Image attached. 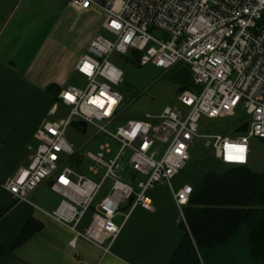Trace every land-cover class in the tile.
<instances>
[{"label":"built area","instance_id":"2783aa9c","mask_svg":"<svg viewBox=\"0 0 264 264\" xmlns=\"http://www.w3.org/2000/svg\"><path fill=\"white\" fill-rule=\"evenodd\" d=\"M68 5L75 11L91 6L101 10L102 27L113 39L95 36L90 41L76 65L85 86H67L59 92L57 102L68 113L38 127L28 166L18 168L3 187L13 200L28 202L30 194L51 179L49 187L60 202L48 216L74 231L71 245L81 238L106 254L122 228L114 222L123 214L121 207L132 199L123 223L135 207L152 210L147 193L158 184L169 185L184 170L195 138L204 139L215 159L225 165L247 164L251 141L264 139V0H69ZM152 29L164 36H153ZM131 51L137 54L139 66L153 64L168 70L178 63L186 65L198 89L184 88L174 105L156 115L146 113L141 119L128 120L110 134L107 129L123 102L117 90L123 72L113 59ZM86 64L90 71L84 70ZM239 106L248 118L245 133L235 138L198 134L202 116L234 118ZM74 121L85 122L117 146L106 142L97 151L85 153L91 162L89 172L93 176L102 173L99 181L63 166L78 154L66 138ZM99 122H105L104 126ZM239 148L245 150L241 163L229 159ZM126 151L130 156L123 164ZM128 167L135 173L130 182L121 177ZM107 181V192L96 203ZM191 193L192 187L184 185L173 195L179 222L186 228L183 208ZM87 212L90 221L78 230Z\"/></svg>","mask_w":264,"mask_h":264},{"label":"crops","instance_id":"0c3cea01","mask_svg":"<svg viewBox=\"0 0 264 264\" xmlns=\"http://www.w3.org/2000/svg\"><path fill=\"white\" fill-rule=\"evenodd\" d=\"M68 2L0 0V264H168L183 238L180 226H185L173 195L189 184L175 182L177 176L147 193L152 210L135 207L123 223L126 204L121 207L124 213L114 222L122 228L106 254L81 238L71 245L74 231L48 216L60 202L49 187L51 179L40 184L28 202L13 200L3 187L18 168L28 166L38 127L62 117L59 92L85 86L76 65L90 41L105 31L101 10L91 6L75 11ZM182 65L184 85L198 89ZM28 221L39 228L17 244ZM89 221L87 212L77 229ZM198 256L201 264H264L251 257L245 226L222 246L200 249Z\"/></svg>","mask_w":264,"mask_h":264},{"label":"rangeland","instance_id":"374dc122","mask_svg":"<svg viewBox=\"0 0 264 264\" xmlns=\"http://www.w3.org/2000/svg\"><path fill=\"white\" fill-rule=\"evenodd\" d=\"M150 33L157 37H163V33L159 30L152 29ZM102 37L112 40L113 38L107 33L103 32ZM119 57V56H115ZM128 56L121 58L120 67L123 72V82L119 85L117 90L123 97H131L130 101L121 107L120 113L114 123L108 127L107 131L110 134L116 132V128L124 125V123L131 119H141L146 113L153 115L159 114L167 105H174L178 93L184 88H189L184 85L185 71L182 63L175 65L168 70L156 68L153 64L146 66H139L137 63L129 61ZM188 68V67H187ZM189 73V71H188ZM190 74V73H189ZM191 77V75H190ZM182 80L183 82H181ZM68 113V109L61 110L59 117H64ZM237 116L234 118L226 119H208L202 116L198 122V134L210 135L221 134L231 138L237 137L234 133L236 127L244 122H248L245 114V109L239 106L236 110ZM99 126H104L105 122L96 123ZM68 142L75 146L78 154L75 155L80 161L79 165L76 164L75 158L67 159L63 166H68L76 172L83 174L94 181H99L102 173L93 176L88 168L91 162L85 157L88 151L95 152L98 150L99 145L103 143H110L112 146L117 147L114 141L108 136L95 134L93 127L88 126L86 133L82 135L71 127L66 133ZM190 160L184 170L175 178V182L180 185L197 183L200 177L211 169L212 171H220L223 168L215 157L213 150L204 145V139L195 138L190 147ZM249 159L247 164L252 168L259 171L264 166V149L256 141H252L249 145ZM130 152L126 151L122 163L126 164ZM135 173L128 167L122 172L121 177L124 181L130 182ZM108 189V181L103 185L99 196L96 201L104 197ZM124 213V212H121Z\"/></svg>","mask_w":264,"mask_h":264},{"label":"trees","instance_id":"16d2710c","mask_svg":"<svg viewBox=\"0 0 264 264\" xmlns=\"http://www.w3.org/2000/svg\"><path fill=\"white\" fill-rule=\"evenodd\" d=\"M126 56L138 65L135 52L131 51ZM120 60L113 59L118 67ZM252 141L264 149V139ZM72 158L77 165L80 164L76 156L68 159ZM216 161L223 168L220 171L206 170L192 187L189 201L183 208L187 228L180 226L183 238L168 264H201L198 256L200 249L222 246L242 226L248 229L251 257L264 263V166L257 171L249 164L225 165ZM38 228V225L28 221L16 243L28 239Z\"/></svg>","mask_w":264,"mask_h":264},{"label":"water","instance_id":"95a60500","mask_svg":"<svg viewBox=\"0 0 264 264\" xmlns=\"http://www.w3.org/2000/svg\"><path fill=\"white\" fill-rule=\"evenodd\" d=\"M130 99H131L130 97H126L123 100L121 107L125 106L130 101ZM70 127L72 129L76 130L77 132L81 133L82 135H84L86 133V130H87V124L83 121H74L70 124ZM247 127H248V123L245 122V123L241 124L240 126L236 127L234 130V133L243 134L246 132ZM131 202H132V199H130L128 201L126 208L130 206Z\"/></svg>","mask_w":264,"mask_h":264},{"label":"snow or ice","instance_id":"6c2138e0","mask_svg":"<svg viewBox=\"0 0 264 264\" xmlns=\"http://www.w3.org/2000/svg\"><path fill=\"white\" fill-rule=\"evenodd\" d=\"M117 27H118V25H117ZM90 69H91V66L86 64L84 70L85 71H90ZM67 98L69 100L73 99L72 96H68ZM115 102H116L115 100L112 101L113 104H115ZM244 151H245L244 148H239L238 149V154L234 155V156H230L229 159H236V160H241L242 161L244 159V155H243Z\"/></svg>","mask_w":264,"mask_h":264},{"label":"bare ground","instance_id":"6f19581e","mask_svg":"<svg viewBox=\"0 0 264 264\" xmlns=\"http://www.w3.org/2000/svg\"><path fill=\"white\" fill-rule=\"evenodd\" d=\"M236 162H237V163H241L242 161H241V160H237Z\"/></svg>","mask_w":264,"mask_h":264},{"label":"clouds","instance_id":"9594fccd","mask_svg":"<svg viewBox=\"0 0 264 264\" xmlns=\"http://www.w3.org/2000/svg\"><path fill=\"white\" fill-rule=\"evenodd\" d=\"M132 135H135V133L133 132Z\"/></svg>","mask_w":264,"mask_h":264}]
</instances>
